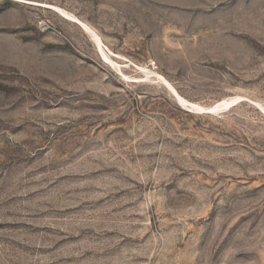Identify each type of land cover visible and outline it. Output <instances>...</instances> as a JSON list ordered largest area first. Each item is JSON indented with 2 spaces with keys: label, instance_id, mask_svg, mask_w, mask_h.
<instances>
[{
  "label": "rangeland",
  "instance_id": "obj_1",
  "mask_svg": "<svg viewBox=\"0 0 264 264\" xmlns=\"http://www.w3.org/2000/svg\"><path fill=\"white\" fill-rule=\"evenodd\" d=\"M0 264H264V0H0Z\"/></svg>",
  "mask_w": 264,
  "mask_h": 264
},
{
  "label": "bare ground",
  "instance_id": "obj_2",
  "mask_svg": "<svg viewBox=\"0 0 264 264\" xmlns=\"http://www.w3.org/2000/svg\"><path fill=\"white\" fill-rule=\"evenodd\" d=\"M72 17V16H71ZM180 98V97H179ZM241 98V97H240ZM181 100V99H180ZM239 101L238 98L236 99H223L219 102H217L214 106L212 107H203V106H199L198 104H194V103H188V101H186L188 104L187 106L193 109H196L199 112H206L209 111V113H216L220 110H226L229 107L235 105L237 102ZM184 106V105H183ZM186 107V106H185ZM194 111V110H192Z\"/></svg>",
  "mask_w": 264,
  "mask_h": 264
},
{
  "label": "water",
  "instance_id": "obj_3",
  "mask_svg": "<svg viewBox=\"0 0 264 264\" xmlns=\"http://www.w3.org/2000/svg\"><path fill=\"white\" fill-rule=\"evenodd\" d=\"M206 112H209V111H206Z\"/></svg>",
  "mask_w": 264,
  "mask_h": 264
}]
</instances>
